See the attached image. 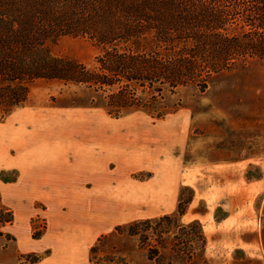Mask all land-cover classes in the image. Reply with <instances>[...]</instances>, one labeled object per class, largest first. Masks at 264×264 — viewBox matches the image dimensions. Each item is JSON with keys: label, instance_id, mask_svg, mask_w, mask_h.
I'll list each match as a JSON object with an SVG mask.
<instances>
[{"label": "rangeland", "instance_id": "1", "mask_svg": "<svg viewBox=\"0 0 264 264\" xmlns=\"http://www.w3.org/2000/svg\"><path fill=\"white\" fill-rule=\"evenodd\" d=\"M52 52L92 66L100 49ZM75 90L38 82L0 119V264H264V61L181 90L161 119L72 106ZM165 215L162 238L128 234Z\"/></svg>", "mask_w": 264, "mask_h": 264}, {"label": "trees", "instance_id": "2", "mask_svg": "<svg viewBox=\"0 0 264 264\" xmlns=\"http://www.w3.org/2000/svg\"><path fill=\"white\" fill-rule=\"evenodd\" d=\"M66 36L100 49L92 66L53 54ZM254 59L264 61V0H0V119L23 107L42 81L75 88L73 98L83 94L72 106L161 119L180 106L166 104L170 97L187 88L205 93L217 75ZM170 219L136 222L128 234L146 244L150 232L162 238L159 223ZM203 237L200 227L196 238Z\"/></svg>", "mask_w": 264, "mask_h": 264}]
</instances>
